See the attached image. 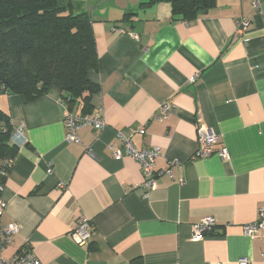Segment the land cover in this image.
Instances as JSON below:
<instances>
[{"label":"crops","instance_id":"crops-1","mask_svg":"<svg viewBox=\"0 0 264 264\" xmlns=\"http://www.w3.org/2000/svg\"><path fill=\"white\" fill-rule=\"evenodd\" d=\"M73 1L92 19L99 66L88 76L99 90L90 114L105 126L69 141L65 112L81 114L78 103L53 87L32 100L0 89V109L25 139L0 194L3 222L20 225L3 256L30 247L42 264H264V231L244 232L264 206V3L216 0L186 20L170 0ZM200 125L227 158L194 156ZM120 134L139 150L159 147L156 170L179 160L173 176L158 174L147 189L139 162L113 155ZM83 215L94 226L88 245L71 235ZM206 216L213 232L194 239Z\"/></svg>","mask_w":264,"mask_h":264},{"label":"trees","instance_id":"trees-1","mask_svg":"<svg viewBox=\"0 0 264 264\" xmlns=\"http://www.w3.org/2000/svg\"><path fill=\"white\" fill-rule=\"evenodd\" d=\"M173 16L189 20L216 0H170ZM99 66L90 15L73 0H0V89L29 100L57 88L90 114L99 90L88 74ZM15 126L0 109V194L19 153Z\"/></svg>","mask_w":264,"mask_h":264},{"label":"built area","instance_id":"built-area-1","mask_svg":"<svg viewBox=\"0 0 264 264\" xmlns=\"http://www.w3.org/2000/svg\"><path fill=\"white\" fill-rule=\"evenodd\" d=\"M264 0H254V6L259 9L261 8ZM236 33L239 37L244 38L248 27L250 25V19L246 16L235 18ZM171 104L169 102H164L161 106V112L166 115L170 109ZM65 125L67 128L66 139L69 141L80 142V138L77 134L78 130L90 126L93 129L100 130L105 126V119L101 114H74L70 110L65 112ZM141 133L146 132L145 125L139 128ZM198 139H197V149L195 157L198 158H208L213 154H218L221 158H227L229 156V151L225 145L221 148L216 149L215 145L219 140V137L209 128L200 125L198 126ZM120 143L118 146L113 148V155L116 159L120 160L123 156L129 155L139 162L142 173L145 177L144 186L147 189H152L156 186V176L158 174L165 173L170 177L173 176L172 165L180 164L179 160H175L170 163V167L166 170H156L155 159L161 154V149L159 147H151L144 149H137L129 135L120 134ZM14 141L20 145L25 142L22 129H16L14 134ZM52 171V169H51ZM182 185L185 181L181 182ZM61 186H66V183L62 182ZM6 207V201H4L0 196V264H42L40 259L34 253L32 248L25 247L15 255L10 258H5L3 256V251L7 248L13 241L15 234L19 231L20 225L12 221L5 224L2 220V215ZM216 225V220L214 217L206 216L203 217L199 222L194 224V239H200L206 234L213 232ZM262 231H264V206L259 208V215L255 221L246 223L244 225V232L250 237L258 236ZM94 233V226L92 225L90 219L85 215L81 216L77 221V224L71 231L73 239L81 244L88 245L91 241L92 235ZM240 264H252L250 259L241 258L239 260Z\"/></svg>","mask_w":264,"mask_h":264}]
</instances>
